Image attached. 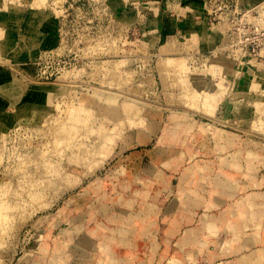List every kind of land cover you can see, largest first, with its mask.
Returning <instances> with one entry per match:
<instances>
[{
    "label": "rangeland",
    "instance_id": "rangeland-1",
    "mask_svg": "<svg viewBox=\"0 0 264 264\" xmlns=\"http://www.w3.org/2000/svg\"><path fill=\"white\" fill-rule=\"evenodd\" d=\"M101 2L46 0L58 46L0 54V264H264V66Z\"/></svg>",
    "mask_w": 264,
    "mask_h": 264
},
{
    "label": "crops",
    "instance_id": "crops-1",
    "mask_svg": "<svg viewBox=\"0 0 264 264\" xmlns=\"http://www.w3.org/2000/svg\"><path fill=\"white\" fill-rule=\"evenodd\" d=\"M106 1L114 12L119 13L122 24L126 27L137 25L138 40L141 41L146 36L160 50L169 46L170 51H178L187 39H196L206 54L218 51L221 45L222 37L209 25L206 18L210 0ZM262 1L243 0L249 6ZM58 24V17L49 10L47 4H36L33 0H0V40L7 51L5 54L13 50L12 53L31 58L46 49L55 48L59 42ZM14 35L15 39L12 40ZM222 56L230 58L226 54ZM238 64L240 68V62ZM172 229L177 230L169 226L166 231L172 232ZM152 231L154 236L149 246L162 245V240L171 238L168 235L163 237V230L159 227Z\"/></svg>",
    "mask_w": 264,
    "mask_h": 264
},
{
    "label": "built area",
    "instance_id": "built-area-1",
    "mask_svg": "<svg viewBox=\"0 0 264 264\" xmlns=\"http://www.w3.org/2000/svg\"><path fill=\"white\" fill-rule=\"evenodd\" d=\"M82 1L88 0H75V3ZM101 3L109 10L106 0ZM206 18L222 37L220 55L226 54L241 62L252 59L264 66V0L254 6L246 5L243 0H210ZM60 64L64 68L69 65L64 60Z\"/></svg>",
    "mask_w": 264,
    "mask_h": 264
},
{
    "label": "bare ground",
    "instance_id": "bare-ground-1",
    "mask_svg": "<svg viewBox=\"0 0 264 264\" xmlns=\"http://www.w3.org/2000/svg\"><path fill=\"white\" fill-rule=\"evenodd\" d=\"M33 1H34V3H36V4H46V0H33ZM206 30H207V29H206ZM207 35H208V34H207ZM200 41H201V40H200ZM5 42H6V41H5V39H4V43H5ZM206 42H207V41H206ZM1 43H2V42H1V40H0V54H3V55H4V54L6 53V49L4 48V46H3ZM204 43H205V42H204ZM203 46H204V45H203ZM174 48H175V47H174ZM194 49H195V48H194ZM174 50H176V49H174ZM9 52H10V51H9ZM172 53H173V52H172ZM172 53H171V54H172ZM194 53H195V52H194ZM169 54H170V53H169ZM167 55H168V54H167ZM9 57H10V56H9ZM10 59H11V58H10ZM13 59H15V58H13ZM5 61H6V60H5ZM20 62H21V61H20ZM187 62H188V61H187ZM187 62H186V63H187ZM9 64H10V63H9ZM184 64H185V63H184ZM190 66H191V65H190ZM191 67H192V66H191ZM18 68H19V67H18ZM185 69H186V67H185ZM187 69H188V68H187ZM192 69H193V68H192ZM220 69H221V68H220ZM260 69H261V68H260ZM214 70H217V68L215 67ZM214 70H213V71H214ZM183 71H185V70H183ZM187 71H188V70H187ZM191 71H192V70H191ZM189 72H190V71H189ZM217 72H218V71H217ZM225 72H226V71H225ZM232 72H233V71H232ZM180 74H182V73L180 72ZM257 75H258V73L256 74V76H257ZM185 76H189V75H186V74H185L183 77H185ZM215 76H218V75H215ZM221 76H222V75H221ZM218 77H219V76H218ZM258 78H259V79L261 78V74L258 75ZM182 79H183V78H181V80H182ZM219 79H220V78H219ZM178 80H179V79H178ZM181 80H179V81H181ZM185 80H186V79H185ZM185 80H183V81H185ZM221 80H222V78H221ZM183 81H182V82H183ZM219 81H220V80H219ZM219 81H218V83L221 82V81H220V82H219ZM224 81H225V80H224ZM185 82H186V81H185ZM222 84H223V82L221 83V86H222ZM184 85H185V84H184ZM184 85H182V87H183ZM224 85H225V84H224ZM254 85H255V84H254ZM186 86H188L187 83H186ZM184 87H185V86H184ZM190 87H191V86H190ZM190 87H189V88H190ZM223 88H224V87H223ZM220 89H222V87H220ZM188 90H189V89H188ZM191 90H192V88H191ZM191 90H190V92L194 91V90H192V91H191ZM252 90H253V89H252ZM185 91L187 92V90H185ZM196 91H197V90H196ZM230 91H231V90H230ZM255 91H256V90H255ZM194 92H195V91H194ZM224 92H225V91H224ZM224 92H223V93H224ZM183 93H185V92L183 91ZM220 93H221V92H220ZM258 93H259V92H258ZM195 94H196V92H195ZM259 94H260V93H259ZM185 95H186V93H185ZM188 95H189V93H188ZM191 95H192L193 97H190V98H192V101H195V99L193 100V98H194V96H195V98H196L197 96H196V95H193V94H190V96H191ZM218 95H219V94H218ZM220 95H221V94H220ZM222 95H223V94H222ZM222 95H221V96H222ZM203 96L205 97L204 99H205V101L207 102L206 104H208V105H213V104H215V103H218V101H219L218 96H210L209 94H207V95L205 94V95H203ZM183 97H184V95H183ZM198 97L201 98V96H200L199 94H198ZM190 98H187V99H190ZM200 98H199V99H200ZM220 99H222V98H220ZM197 100H198V98H197ZM197 100H196V101H197ZM234 101H235V100H234ZM219 102H220V101H219ZM195 103H196V102H195ZM254 103H255V102H254ZM213 106H214V105H213ZM249 107H250V106H249ZM71 108H72V107H71ZM261 110H262V109H261ZM262 112H263V111H262ZM254 113H255V112H254ZM260 115H261V114H260ZM263 115H264V114H263ZM251 131H252V130H251ZM262 133L264 134V132H262ZM72 145H75V144H72ZM73 153H74V152H73ZM0 158H1V157H0ZM2 159H3V158H2ZM85 160H87V159H85ZM87 161H91V162H92V160H91L90 158H89ZM99 161H100V160H99ZM1 162H2V161L0 160V164H1ZM85 162H86V161H85ZM97 162H98V161H97ZM97 162H94V163L97 164ZM63 163H64V162H63ZM64 164H65V163H64ZM91 164H93V163H91ZM93 165H94V164H93ZM63 166H64V165H63ZM69 166H70V165H69ZM65 167H66V166H65ZM46 170H47V169H46ZM66 170H67V169H66ZM41 171H42V170H41ZM42 172H43V171H42ZM46 172H47V171H46ZM46 172H45V173H46ZM50 172H51V171H50ZM39 173H40V172H39ZM45 173H44V174H45ZM37 174H38V173H37ZM40 174H41V173H40ZM40 174H38V175H39V177L42 178L43 174H41V176H40ZM47 174H49V172H48ZM47 174H46V175H47ZM46 175H44V176H46ZM47 176H48V175H47ZM36 177H37V176H36ZM39 177H37V179H36L37 181L35 180L37 183H41V180H42V179L40 178V181H39V180H38ZM34 179H35V178H34ZM43 180L45 181V180H47V179H45V178L43 177ZM43 180H42V181H43ZM38 181H39V182H38ZM46 182H47V181H46ZM37 195H38V194H37ZM39 197H40V196H39ZM41 200H42L41 202L44 203V201H43L42 198H41ZM42 203H41V204H42ZM38 204H40V202H39ZM38 204H37V205H38ZM41 204L38 205V206L41 207ZM34 208H35V207H34ZM36 208H37V207H36ZM38 208H39V207H38ZM39 209H40V208H39ZM178 262H179V261H178ZM176 263H177V261H176ZM177 264H178V263H177Z\"/></svg>",
    "mask_w": 264,
    "mask_h": 264
}]
</instances>
